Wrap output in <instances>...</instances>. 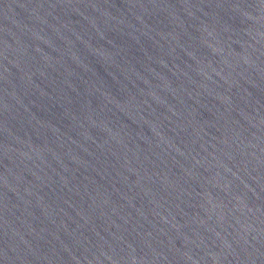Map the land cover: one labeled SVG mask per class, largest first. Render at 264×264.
<instances>
[{
  "label": "water",
  "instance_id": "obj_1",
  "mask_svg": "<svg viewBox=\"0 0 264 264\" xmlns=\"http://www.w3.org/2000/svg\"><path fill=\"white\" fill-rule=\"evenodd\" d=\"M0 264H264V0H0Z\"/></svg>",
  "mask_w": 264,
  "mask_h": 264
}]
</instances>
